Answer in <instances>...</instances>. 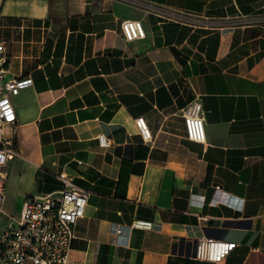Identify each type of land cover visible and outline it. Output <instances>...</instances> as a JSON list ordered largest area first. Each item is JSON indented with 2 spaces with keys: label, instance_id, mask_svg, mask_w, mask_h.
<instances>
[{
  "label": "crops",
  "instance_id": "obj_1",
  "mask_svg": "<svg viewBox=\"0 0 264 264\" xmlns=\"http://www.w3.org/2000/svg\"><path fill=\"white\" fill-rule=\"evenodd\" d=\"M124 19L145 36L125 41ZM0 41L6 75L33 79L12 96L19 155L3 213L58 190L66 172L90 192L74 260L264 264V0H0ZM192 99L204 143L186 137ZM202 237L235 247L198 259Z\"/></svg>",
  "mask_w": 264,
  "mask_h": 264
},
{
  "label": "built area",
  "instance_id": "obj_2",
  "mask_svg": "<svg viewBox=\"0 0 264 264\" xmlns=\"http://www.w3.org/2000/svg\"><path fill=\"white\" fill-rule=\"evenodd\" d=\"M244 22H251V20ZM120 29L125 41L145 36L140 20L124 19ZM8 54L0 41V222L4 199L6 166L8 161L18 156L15 148L17 115L12 96L30 86L33 79L29 75H6ZM186 137L189 140L204 143L205 111L198 99H192L181 108ZM135 124L144 141H151L152 135L143 116L135 118ZM9 126L10 133L5 136L4 128ZM101 146L108 141L98 136ZM58 179L61 187L47 194H28L16 217L7 227L0 228V264H84L71 258V242L76 236V223L84 217L89 198V190L77 185L71 175L60 172ZM219 188L217 187V190ZM152 222L136 220V228H151ZM116 232L120 233L117 228ZM235 247L234 242L199 238L196 244L195 257L202 260L218 261Z\"/></svg>",
  "mask_w": 264,
  "mask_h": 264
},
{
  "label": "rangeland",
  "instance_id": "obj_3",
  "mask_svg": "<svg viewBox=\"0 0 264 264\" xmlns=\"http://www.w3.org/2000/svg\"><path fill=\"white\" fill-rule=\"evenodd\" d=\"M10 222H12L11 216L8 215V214L3 213L2 219H1V222H0V228L7 227L10 224Z\"/></svg>",
  "mask_w": 264,
  "mask_h": 264
}]
</instances>
